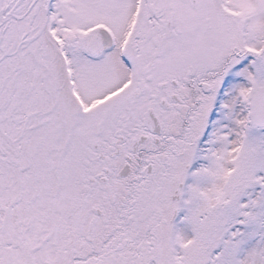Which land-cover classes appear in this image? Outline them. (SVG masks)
Here are the masks:
<instances>
[{"label": "snow or ice", "instance_id": "6c2138e0", "mask_svg": "<svg viewBox=\"0 0 264 264\" xmlns=\"http://www.w3.org/2000/svg\"><path fill=\"white\" fill-rule=\"evenodd\" d=\"M0 264H264V0H0Z\"/></svg>", "mask_w": 264, "mask_h": 264}]
</instances>
